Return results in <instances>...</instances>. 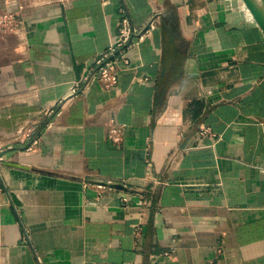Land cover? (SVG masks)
<instances>
[{
    "label": "crops",
    "instance_id": "1",
    "mask_svg": "<svg viewBox=\"0 0 264 264\" xmlns=\"http://www.w3.org/2000/svg\"><path fill=\"white\" fill-rule=\"evenodd\" d=\"M120 9L136 28L154 16L152 34L116 87L72 95ZM5 13L19 24L0 31V264H264V28L241 0Z\"/></svg>",
    "mask_w": 264,
    "mask_h": 264
},
{
    "label": "built area",
    "instance_id": "2",
    "mask_svg": "<svg viewBox=\"0 0 264 264\" xmlns=\"http://www.w3.org/2000/svg\"><path fill=\"white\" fill-rule=\"evenodd\" d=\"M117 17V32L111 45L105 52L94 59L95 71L88 76H84V78L74 84V88L71 91L72 95L77 96L94 84H98L106 90L116 87L119 83L120 74L131 69V50L144 42L152 34L154 16L150 18L148 24L143 28L134 27L130 17L123 9L118 11ZM18 24L19 20L16 15L11 13L0 15V31L14 30L18 27ZM143 80L148 81L149 78H144ZM46 113L47 115L52 114L51 111H47ZM106 128L107 140L114 146H121L124 129L117 118L114 116L109 118ZM201 134L207 135L210 134V131L202 130ZM22 135L28 138L31 136V131L26 133V130L23 129ZM39 143V138H35L29 150L38 146ZM134 236L136 244L141 245L143 240L142 226L138 225L135 227Z\"/></svg>",
    "mask_w": 264,
    "mask_h": 264
},
{
    "label": "water",
    "instance_id": "3",
    "mask_svg": "<svg viewBox=\"0 0 264 264\" xmlns=\"http://www.w3.org/2000/svg\"><path fill=\"white\" fill-rule=\"evenodd\" d=\"M248 7L253 11V17L264 28V0H244Z\"/></svg>",
    "mask_w": 264,
    "mask_h": 264
},
{
    "label": "bare ground",
    "instance_id": "4",
    "mask_svg": "<svg viewBox=\"0 0 264 264\" xmlns=\"http://www.w3.org/2000/svg\"><path fill=\"white\" fill-rule=\"evenodd\" d=\"M242 4L244 5V7L251 13L253 14V11L248 7V5L246 4V2L244 0H241Z\"/></svg>",
    "mask_w": 264,
    "mask_h": 264
}]
</instances>
